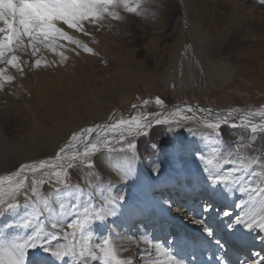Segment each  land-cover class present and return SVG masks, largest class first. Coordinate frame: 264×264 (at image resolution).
Masks as SVG:
<instances>
[{
    "label": "bare ground",
    "instance_id": "obj_1",
    "mask_svg": "<svg viewBox=\"0 0 264 264\" xmlns=\"http://www.w3.org/2000/svg\"><path fill=\"white\" fill-rule=\"evenodd\" d=\"M177 1L182 6L187 38L180 48H175L171 55L172 66L161 80L165 86L177 84L178 88L188 91L195 88L197 80L209 78L205 64L197 55H191L196 35L201 38L197 39L199 42L202 40L199 43L202 48L207 43L187 17L186 1ZM234 1L235 10L228 29L210 47L222 44L234 29L246 26L256 35L258 30L261 34L258 40L249 37L246 41L256 46L258 51L254 58L264 66V18L261 15L264 11L249 4L254 0ZM3 8L4 0H0V9ZM104 23V19L85 21L81 24L83 31L57 23L55 27L65 36L54 33L48 41L39 40L35 44L25 37L18 47L6 53L8 59L16 56L15 65L0 62V209L10 203L36 200V196H29L33 179L41 177L51 181L57 173L60 176L72 160L96 154L92 168L79 166L72 172V178L79 183L72 191L74 195L67 193L58 197L55 187L48 183L41 194L52 197L50 209L35 213L36 231L56 234L47 249L70 252L75 247L76 255L61 259L39 246L27 251L22 264H103L96 246L104 239L109 240V247L119 259L130 260L132 264H170V256L182 264H257L264 260V233L250 232L243 224L234 223L238 217L255 216L258 220L264 215L263 153L248 156L241 148L243 151L237 155L219 158L224 143L208 134L204 142L190 137L177 144L172 139L174 143L160 148L156 155L150 153L148 158H142L137 148L126 152L105 151L116 137L141 135L143 132L137 131V122L148 125L144 129L148 131L156 125L157 119L173 121L175 117L191 116L203 123L222 125L226 119L229 126L236 124L234 128L255 126L259 129L262 124H255L251 119L264 111L232 118L212 110L199 115L190 107L173 105L163 106L157 114L140 117L134 110L126 121L127 114L115 112L110 122L101 120L99 122L103 123L86 129H93L92 133L82 128L72 143L63 145L85 119L89 122L102 119V107L115 94L112 92L118 91L121 103H125L131 93L145 89L141 66L129 62L125 49L122 52L108 49L113 40L112 35L105 33ZM69 36L71 41L67 39ZM94 40L104 46V50L98 49L103 59L110 55L116 60L117 65L108 67L113 71L92 67L97 51L93 49L95 43L91 46L89 42ZM204 63L206 68L212 67L215 71L221 67L222 74H217V79L231 80L229 65L210 62L207 58ZM121 121L125 123L119 129L114 128ZM6 124L13 133L6 131ZM101 133L111 138L103 142L106 145L103 148L99 143H92L97 136L100 139ZM88 134L95 138L87 137ZM160 157L164 164L160 163ZM77 172L82 173L80 177H76ZM221 175L226 177L225 182L213 186L210 177ZM130 176L133 178L128 179ZM119 196H123L122 201L116 200ZM98 211H103L101 220L89 219ZM3 213L0 211V235ZM32 219L33 215L29 216V220ZM194 220H202L203 224L193 223ZM77 221L83 229L68 227ZM53 223H58L59 227L53 228ZM3 234L0 264H9L16 259L15 246L20 242L13 241L12 233ZM22 238L23 242L29 240L28 236L18 239ZM82 247L85 256L91 248L101 259L94 262L80 257Z\"/></svg>",
    "mask_w": 264,
    "mask_h": 264
},
{
    "label": "rangeland",
    "instance_id": "obj_2",
    "mask_svg": "<svg viewBox=\"0 0 264 264\" xmlns=\"http://www.w3.org/2000/svg\"><path fill=\"white\" fill-rule=\"evenodd\" d=\"M185 1V6L188 8L187 17L190 19L195 29L199 30V32L204 35L207 43L206 49L204 47L202 48L199 44L202 40L199 42L198 40L201 38L196 35L195 37H197L198 40L194 38L192 41L191 55L195 57L197 55L196 58L199 57L198 60H201L203 64H205V69L209 72L208 80L206 77L203 79V77L197 80V82L194 81L196 82L195 88L188 91L178 88L177 84L172 85V87L165 86L164 81L161 80V76L168 72L170 66H172L170 61L171 55L174 54L176 50L175 48H180L187 38L182 6L179 1L121 0L118 7L109 8V11L115 12V16L104 15L100 18L104 19L106 27L105 33H109L108 35L113 36V38L111 36L113 45L108 49L110 51L113 49V51L118 50L120 52L125 49L129 62L141 66L140 70L145 76V89H141V91L133 94L131 93L126 97L128 99L125 103H121L118 91L112 92L115 93L111 96L113 98L109 97L107 99V105L105 104L102 107V119H94L93 122H89L88 119H85V121H83L84 123L74 130L72 133L73 135H71L69 140L63 145L72 143V140L74 141L73 137H76L78 132H80L79 130H82V128L86 130L87 128L94 127L96 124L103 123L99 122L101 120L104 121V123L110 122L115 112L127 114L124 116V121H126V119L130 118L129 115L134 110L138 111L136 115L140 117L143 114H157L163 106H168L170 108L176 104H192L203 108H211L219 112L225 111L227 112L226 115L232 118H235L236 115L264 111V66L254 58L255 53L258 51L256 50V46L254 47V44H250L246 41L249 37H253L250 38L252 40H258V37L261 35L260 32L257 30L256 35L255 33L249 32V27H247L248 30L246 26L241 29L237 28L232 30L233 32L228 39L222 40V44L219 43L218 46L212 48L210 46L218 40L220 34L228 29L229 22L233 16L232 13L235 10V1ZM124 3H127L128 7L134 8L135 11L129 12L127 8L124 7ZM249 4L264 11V3H261V0L249 1ZM243 5H247V3H243ZM261 15L264 18V13H261ZM96 41L98 40L88 41L91 46L95 43L93 49L98 52L95 54L98 59H94L92 67H96V70L107 68L113 71V69L108 67L113 64L117 65L116 60L110 55L108 58L103 59V55L99 53L98 49L104 50V46H101L99 41ZM200 52H202V54ZM100 56H102V58ZM262 56L264 58V52ZM205 58L210 62L217 64L222 62L229 65L228 71L232 73L231 80L223 81L222 79H217V74H222L220 71L221 67L219 71L213 70L212 67L209 69L206 68V63H204ZM110 62L112 64H110ZM157 100H159L160 103H157ZM5 127L6 131L9 130L8 125ZM169 129H171V131ZM9 132L13 133L11 130H9ZM146 132L148 135L142 133L141 135L129 134L122 138L116 137L113 139V144L107 145L105 151H134L135 149L129 148V144L131 143L136 145L135 148L138 149L137 151L142 158H148L150 153L156 155V152H158L160 148H165L164 146L170 145L171 142L174 143L172 139H174L177 144H182L190 137L198 138L200 142H204L206 140V134H208L211 138L222 140L224 143V149L222 150L223 154L220 155L219 158L237 155L240 150H244V153L248 156H252L254 153L259 152L264 154V130H262V128L257 129V131L253 133L251 129L243 126L234 128L228 124H222V127L216 130L209 127V123H203L191 116H179V119L175 117L173 121L169 119L165 120V123L160 125L156 124ZM104 134L106 133H101L100 139H98V136L94 139L95 137H91V134H88L87 137L94 139V142H92L94 145L99 143V146L103 148L106 146L103 142H107L106 140L111 139ZM17 140L21 141V139ZM153 145H155V147H153ZM21 154L23 156L26 155L25 152ZM95 155L72 160L64 167L60 176L58 175L54 178L56 180L53 179L50 181L48 179H42L41 177L33 179L34 184L29 196L30 198L36 196L37 199L28 203L26 202L25 204L17 202L14 204H20V206L12 209L5 208V210H3L4 213L1 219L2 235H0V238L4 236L3 233L14 234V242L19 241L22 243L24 238L21 240L18 238L25 236L31 238L37 229L34 224V222H36V220L34 221L35 213L42 214L43 211H49L50 209L48 205L51 204L52 197H49L50 195L48 197L42 196L41 194L47 184L49 183L51 186L55 187V195H59L58 197H62L67 193L74 195L72 191L77 188L79 183L77 184V180L72 178V172L76 171L79 166H83L88 170L92 168L95 163ZM159 160L162 161L160 163L164 164L162 157H160ZM12 164H14V162ZM89 165L92 166L90 167ZM81 172L83 173V171ZM81 172H77L76 177H80L82 174ZM54 200L57 202L59 199ZM31 215H33V219L29 220V216ZM40 220H42V217ZM22 234L23 236H21ZM50 243L52 244V242ZM1 245L2 244H0V246ZM49 246L50 245H46L43 248H48Z\"/></svg>",
    "mask_w": 264,
    "mask_h": 264
},
{
    "label": "snow or ice",
    "instance_id": "obj_3",
    "mask_svg": "<svg viewBox=\"0 0 264 264\" xmlns=\"http://www.w3.org/2000/svg\"><path fill=\"white\" fill-rule=\"evenodd\" d=\"M121 0H4V8L0 9V62L8 63L15 65L16 56H12L11 59L6 57V53H9L18 47L23 38H27L28 41L35 44L39 40L48 41L54 33L59 36H65V33L62 32L59 28L55 27L57 23H62L67 25L69 28H75L79 31H83L81 24L85 21H95L99 20L102 16H115V12L109 11L110 7H118ZM261 3H264V0H261ZM124 7L127 8L129 12H134L135 9L128 7L127 3H124ZM71 41V37H67ZM74 43H79L75 41ZM40 61L37 60L36 64L39 65ZM157 103H160L157 100ZM191 111V109H189ZM261 116H264V113H260ZM125 122L121 121L119 124L115 125L114 128L119 129ZM157 125L165 123L160 119L155 121ZM224 123H228L225 119ZM236 124L232 123L231 127H235ZM148 125H143L137 122L136 128L138 132H143L144 135H148L144 129ZM209 127L219 130L222 125L220 123H211ZM264 130V125L261 126ZM171 131V129H169ZM93 129H88V133H92ZM251 131L255 133L257 128L253 126ZM219 134V133H218ZM75 140L76 137H73ZM87 147V145H85ZM135 144H129V148L135 149ZM155 147V145H153ZM87 155V152H85ZM43 166V165H41ZM90 167L92 165H89ZM158 171V169H154ZM233 172L236 169H232ZM59 175V173H57ZM133 178V176L128 177V179ZM242 179V177L240 178ZM211 183L213 186L217 184H222L225 182V176H211ZM22 183V182H21ZM241 192L244 191V188L239 189ZM255 191V189H252ZM116 200L122 201L123 196H119ZM16 204H8L7 209H12L18 207ZM5 209H0L3 211ZM87 211V210H85ZM103 211L96 212L89 219L91 220H101ZM226 215H228L226 213ZM193 223L203 224L202 220H194ZM235 224H243L244 227L250 232H259L264 233V215H261L260 219H256L253 216L250 219H244L238 217L235 221ZM53 228L59 227L58 223H53ZM68 227L75 228L79 227L83 229V225L77 221L74 224H69ZM209 235L211 233L209 232ZM56 239L55 233H49L44 235L39 230L36 231L29 240L17 244V257L15 260H10L9 264H22V258L26 255L27 251L31 248H36L38 246L44 247L48 244H51L50 241ZM46 241H48L46 243ZM99 249V252L103 258V264H132L130 260H121L117 257V253L111 247H109V240L104 239L101 244L96 246ZM46 250H50L47 249ZM159 250V249H157ZM52 254L57 258H63L65 256H74L76 255L75 247L72 251L61 252L57 249L50 250ZM87 256H85V249L82 247L80 250V257L84 259H92L94 262L101 259V256H97L95 252L89 248L87 249ZM170 264H182L175 257H169ZM257 264H264V260L258 261Z\"/></svg>",
    "mask_w": 264,
    "mask_h": 264
},
{
    "label": "water",
    "instance_id": "obj_4",
    "mask_svg": "<svg viewBox=\"0 0 264 264\" xmlns=\"http://www.w3.org/2000/svg\"><path fill=\"white\" fill-rule=\"evenodd\" d=\"M177 106H180V107H190L192 108L195 112H197L199 115L201 114H205V112L207 113V111L205 110H214V109H211V108H203L201 106H197V105H192V104H176L175 107ZM214 111H217V110H214ZM222 114H227V112L225 111H220ZM249 114H242V115H238V117L240 118H243L245 116H248ZM264 116H253V118L251 119V121L255 122V124H262L264 125Z\"/></svg>",
    "mask_w": 264,
    "mask_h": 264
}]
</instances>
